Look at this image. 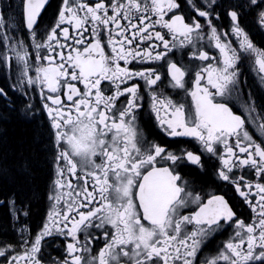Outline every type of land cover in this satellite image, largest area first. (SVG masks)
<instances>
[{
	"label": "snow or ice",
	"instance_id": "6c2138e0",
	"mask_svg": "<svg viewBox=\"0 0 264 264\" xmlns=\"http://www.w3.org/2000/svg\"><path fill=\"white\" fill-rule=\"evenodd\" d=\"M257 36L264 0H0V70L24 117L46 118L57 177L34 235L32 199L0 201V264H264ZM142 120L199 152L150 138ZM38 166L23 157L0 176Z\"/></svg>",
	"mask_w": 264,
	"mask_h": 264
},
{
	"label": "trees",
	"instance_id": "16d2710c",
	"mask_svg": "<svg viewBox=\"0 0 264 264\" xmlns=\"http://www.w3.org/2000/svg\"><path fill=\"white\" fill-rule=\"evenodd\" d=\"M6 105H14L15 110ZM22 108L21 98L10 95L7 102L0 98V166H11L23 157H38L39 166L35 169L34 179L17 172L9 178L0 176V201L15 191L22 199H32L30 218H38L51 175V155L40 120L25 118ZM7 219L8 209L0 205V223Z\"/></svg>",
	"mask_w": 264,
	"mask_h": 264
},
{
	"label": "flooded vegetation",
	"instance_id": "af4514ba",
	"mask_svg": "<svg viewBox=\"0 0 264 264\" xmlns=\"http://www.w3.org/2000/svg\"><path fill=\"white\" fill-rule=\"evenodd\" d=\"M55 2H56V0H52L53 6H55ZM50 14H51V9H49V15ZM256 40H257V42H259L260 40H264V37L257 36ZM245 71L247 72L246 69H245ZM248 80H249V84H254V78L250 73H248ZM12 82H13L12 79L8 78L3 70H0V88H4L8 92L9 96L10 95L15 96V97L19 98V100L21 98L23 105H24L25 98L20 96L18 92H13L10 89L9 85ZM174 98H175V96H174ZM257 100L259 103L264 104V98L257 96ZM35 103H37V105H39L38 100H36ZM234 111H237V109L234 108ZM37 117H38L37 120H40V123L43 124V128H44V131L46 134V141L48 143L49 152L51 155V175H50L49 181L47 183V187L45 189V192L43 194V208H42L40 216L38 218H30L28 220V224L32 230L33 235L39 231V228L42 225L43 218H44V216L48 210V207H49V201L47 199V196H48L50 189L52 188L53 181L55 179H57L56 173H55L54 161L52 160V151H51V148L49 145V141L47 139V133H48L47 121H46V118L44 116H42L40 113H37ZM141 124H142L145 132H147L149 134L150 138H155L158 142H160L162 144H165V143L171 144L173 146H179V147L187 148L188 150H191V151L196 152V153L199 152L198 146L192 138H183V137H181V138H168V137L163 136L162 133H159V131L157 129H155L154 126H149L143 120L141 121ZM250 131L253 132L254 137L258 138V134L254 130L250 129ZM202 159H203V157H202ZM207 163H208V161L205 160V164H207ZM184 171L185 172L190 171V172L196 173L197 169L195 166L189 164L184 169ZM80 175H82V174H80ZM67 179H70V177H68L67 174H65V180H67ZM202 180L204 182H207V184L209 185V190L216 191L217 194H224L226 192L227 195L232 198L233 202L238 201V198L236 197L234 191L231 189L230 186L222 185L219 182L213 183L211 178L207 177V176L203 177ZM72 183H73V185H75L76 181L73 179ZM81 183H83V181H81ZM89 184H91V181H89ZM241 211L244 213L245 216H248V211L246 209H241ZM7 238L13 239L14 234L9 233ZM224 238L225 237H217L216 239L211 241L209 243L208 247L204 250V253H201V256L203 257L205 254H208L209 258H211V256L214 254V249H215L216 244H218V242ZM57 242H59V241L58 240L53 241L49 245V250L52 252L53 255H57V250L52 247V244H55Z\"/></svg>",
	"mask_w": 264,
	"mask_h": 264
}]
</instances>
